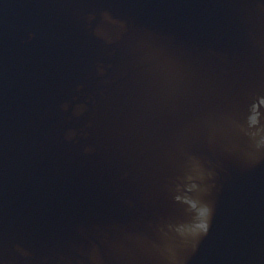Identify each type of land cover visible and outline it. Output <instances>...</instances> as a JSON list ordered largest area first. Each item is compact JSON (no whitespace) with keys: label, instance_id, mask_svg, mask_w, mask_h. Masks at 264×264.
Wrapping results in <instances>:
<instances>
[{"label":"water","instance_id":"obj_1","mask_svg":"<svg viewBox=\"0 0 264 264\" xmlns=\"http://www.w3.org/2000/svg\"><path fill=\"white\" fill-rule=\"evenodd\" d=\"M0 264H264V0H0Z\"/></svg>","mask_w":264,"mask_h":264},{"label":"clouds","instance_id":"obj_2","mask_svg":"<svg viewBox=\"0 0 264 264\" xmlns=\"http://www.w3.org/2000/svg\"><path fill=\"white\" fill-rule=\"evenodd\" d=\"M207 209H205V214H207ZM200 227L204 230L205 233L208 231V225L207 223L201 224Z\"/></svg>","mask_w":264,"mask_h":264}]
</instances>
